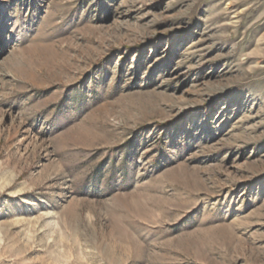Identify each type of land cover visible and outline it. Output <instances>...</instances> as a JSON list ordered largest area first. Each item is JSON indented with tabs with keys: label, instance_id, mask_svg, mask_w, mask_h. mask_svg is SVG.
<instances>
[{
	"label": "rangeland",
	"instance_id": "obj_1",
	"mask_svg": "<svg viewBox=\"0 0 264 264\" xmlns=\"http://www.w3.org/2000/svg\"><path fill=\"white\" fill-rule=\"evenodd\" d=\"M0 264H264V0H0Z\"/></svg>",
	"mask_w": 264,
	"mask_h": 264
},
{
	"label": "bare ground",
	"instance_id": "obj_2",
	"mask_svg": "<svg viewBox=\"0 0 264 264\" xmlns=\"http://www.w3.org/2000/svg\"><path fill=\"white\" fill-rule=\"evenodd\" d=\"M29 202V201H28Z\"/></svg>",
	"mask_w": 264,
	"mask_h": 264
}]
</instances>
